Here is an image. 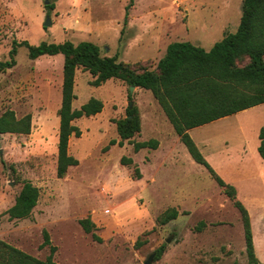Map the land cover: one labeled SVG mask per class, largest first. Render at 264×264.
I'll list each match as a JSON object with an SVG mask.
<instances>
[{"label":"rangeland","instance_id":"374dc122","mask_svg":"<svg viewBox=\"0 0 264 264\" xmlns=\"http://www.w3.org/2000/svg\"><path fill=\"white\" fill-rule=\"evenodd\" d=\"M46 1L0 0V60L10 58L15 39L34 45L88 40L104 55L154 70L173 41H191L210 50L226 33L235 32L244 0H48L52 8ZM48 17L52 24L45 26ZM16 60L0 74V115L7 109L18 117L31 113L32 130L0 134V239L46 260L50 246L40 247L46 229L57 246L54 260L59 264H146L163 244L164 253L152 264H248L241 213L206 166L185 159L184 168L191 175L183 176L172 161L160 164L158 147L136 152L127 140L124 145L110 144L120 140L116 120L127 117L130 101L143 124L135 141L155 138L160 143L176 133L151 90H131L121 78L96 86L90 71L78 68L73 108L92 97L101 99L104 108L74 121L82 134L72 135L69 153L79 163L59 177L64 55L32 59L28 47L21 45ZM263 124L260 104L196 127L191 134L208 142L203 155L237 188L238 199L249 210L262 263L264 158L258 145ZM244 145L242 165L237 162ZM227 152L234 156L230 164ZM124 156L134 162L123 164ZM25 180L40 188L39 202L30 217L10 220L5 211L15 203ZM172 208L178 217L161 224L160 216ZM85 218L95 224L93 231L82 226Z\"/></svg>","mask_w":264,"mask_h":264},{"label":"trees","instance_id":"16d2710c","mask_svg":"<svg viewBox=\"0 0 264 264\" xmlns=\"http://www.w3.org/2000/svg\"><path fill=\"white\" fill-rule=\"evenodd\" d=\"M49 7L52 6L49 4ZM26 45L29 56L36 59L42 55H64L62 102L59 109L60 130L58 141L57 174L65 177L70 167L79 160L69 153L72 135L81 136V128L74 123L81 117L100 113L104 103L90 98L80 108L74 109L76 98L75 78L78 68L90 71L95 77L93 84L99 86L111 78H121L130 86L149 89L164 109L176 133L186 145L195 161L206 166L223 192L233 201L241 213L246 242L248 264H264L256 254L251 216L248 208L237 197V188L221 178L194 141L189 130L237 113L258 104H264V0H244L241 21L235 32H228L210 50L191 41L171 42L154 70L135 68L131 63L119 61L118 56L104 55L102 48L93 41L74 43L70 40L56 43L43 41L37 45L28 41H13L10 58L0 60V74L17 64L18 47ZM247 58V62L240 64ZM120 140L110 144H133L136 152L142 148H157L158 139L135 141L142 131L141 117L137 107H128L127 117L116 120ZM32 130V114L18 117L13 109L0 115V134H29ZM259 155L264 158V125L259 133ZM109 147V146H108ZM122 163H133L132 157H122ZM139 173V168H137ZM40 188L25 180L15 203L5 211L10 220L25 219L32 215L40 199ZM176 208L168 209L159 218L166 224L177 218ZM88 232L95 224L90 218L81 220ZM44 241L40 247L50 246L51 252L42 260L0 239V264H59L54 260L57 246L52 244L48 230L43 231ZM94 237L101 238L94 232ZM166 249L163 244L156 251L159 259Z\"/></svg>","mask_w":264,"mask_h":264},{"label":"crops","instance_id":"0c3cea01","mask_svg":"<svg viewBox=\"0 0 264 264\" xmlns=\"http://www.w3.org/2000/svg\"><path fill=\"white\" fill-rule=\"evenodd\" d=\"M195 44V43H194ZM196 45H198V44H196ZM200 46V45H199ZM167 49V48H166ZM64 60H65V58H64ZM136 88H138V87H136ZM145 89V88H144ZM263 104V103H262ZM258 105H260V104H258ZM257 105H255V106H253V107H256ZM253 107H250V108H253ZM250 108H247V109H250ZM247 109H245V110H247ZM242 111H244V110H242ZM239 112H241V111H239ZM238 113V112H237ZM235 114V113H234ZM231 115H233V114H231ZM231 115H228V116H225V117H222V118H219V119H217V120H214V121H219V120H221V119H223V118H226V117H229V116H231ZM157 118V116H155L154 117V119H156ZM214 121H212V122H214ZM209 123H211V122H209ZM209 123H206V124H209ZM143 125V124H142ZM203 125H205V124H203ZM264 125V124H263ZM262 125V126H263ZM200 126H202V125H200ZM261 126V127H262ZM197 127H199V126H197ZM142 128H143V126H142ZM196 127H194V128H192V129H190L189 130V132H190V134H192V131L195 129ZM261 129V128H260ZM141 133H142V131H141ZM259 133H260V131H259ZM192 136V135H191ZM193 139H194V141L196 142V144L198 145V147L200 148V150L204 153V148L205 147H207L208 146V142H206L205 140H201V141H198L195 137H193ZM183 142L181 141V139H180V136L177 134V133H174L173 132V134H169V135H166V137L165 138H163V140H160V143H159V146H158V149L162 152L161 153V158H160V164L162 165H168V163H170L171 161H172V164L174 165H176V166H180V172H181V175H183V176H190L191 174H190V172L189 171H187L185 168H184V166H185V163H186V161H188V162H190V163H193L194 164V160H192V159H194L193 157H192V155L190 154V152L188 151V149H187V147H186V145H185V147H186V149H187V151H188V153L186 152V149H185V147L183 146V144H182ZM229 144V141L228 140H226L225 141V145H228ZM260 144V143H259ZM259 146V145H258ZM246 145H244V147H243V152H242V154H239L238 155V164H242V165H244L243 163H242V161H244V158H245V156H246ZM259 153V152H258ZM205 154V153H204ZM208 158V160L210 161V163H212L211 162V160H210V157H207ZM225 158H226V160H227V162L230 164L231 163V160L233 159L234 160V156H232L229 152H227L226 153V155H225ZM185 159H186V161H185ZM213 164V163H212ZM35 209V208H34ZM33 213V212H32Z\"/></svg>","mask_w":264,"mask_h":264},{"label":"water","instance_id":"95a60500","mask_svg":"<svg viewBox=\"0 0 264 264\" xmlns=\"http://www.w3.org/2000/svg\"><path fill=\"white\" fill-rule=\"evenodd\" d=\"M46 4H49V1L48 0L46 1ZM51 24H52L51 18L48 17V19H47V21L45 23V26H50ZM134 88H135V86L132 85L131 86V90H134ZM129 105H130V108H132L134 106V102L133 101H130ZM155 256H156V254H151L149 256V258L146 260V264H152V262L154 261Z\"/></svg>","mask_w":264,"mask_h":264}]
</instances>
